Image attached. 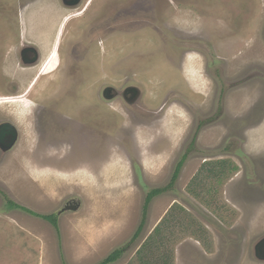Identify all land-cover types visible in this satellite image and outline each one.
I'll return each mask as SVG.
<instances>
[{"label": "rangeland", "instance_id": "rangeland-1", "mask_svg": "<svg viewBox=\"0 0 264 264\" xmlns=\"http://www.w3.org/2000/svg\"><path fill=\"white\" fill-rule=\"evenodd\" d=\"M21 96L0 104L20 133L0 151V264H264V0H0V99Z\"/></svg>", "mask_w": 264, "mask_h": 264}, {"label": "water", "instance_id": "water-1", "mask_svg": "<svg viewBox=\"0 0 264 264\" xmlns=\"http://www.w3.org/2000/svg\"><path fill=\"white\" fill-rule=\"evenodd\" d=\"M63 2L66 6L76 7L79 4H81L82 0H63ZM25 51H31L35 54V57L32 60L24 59L23 61L25 64H34L38 61L39 52L35 48L30 47V48H27ZM112 90L113 89L110 87L105 89L104 97L106 99L111 100L113 98V95L111 93ZM125 93H131L132 99H135L137 96H139V90L136 87H129L125 91ZM2 127L3 128H0V147L4 151H9L14 147L15 143L17 142L19 134H18L17 130L14 127H12L11 125H3ZM5 129H11V130L8 131ZM6 134H9L7 140H6V138H7ZM4 135H5V140L3 138ZM255 256L258 260L264 261V238L256 245Z\"/></svg>", "mask_w": 264, "mask_h": 264}, {"label": "trees", "instance_id": "trees-1", "mask_svg": "<svg viewBox=\"0 0 264 264\" xmlns=\"http://www.w3.org/2000/svg\"><path fill=\"white\" fill-rule=\"evenodd\" d=\"M186 158L187 157H185L183 159V161L178 165V168H176V171L174 173L173 179H172V181H171V183L169 185L170 187H172L175 184L176 180H178V178L180 176L181 168H182V166H183L184 161L186 160ZM167 191H168V189L166 187V188H160V189L153 190V191H151L148 194V196L146 197V200H145V204L143 206V217H142L143 226H141L139 228V230L137 231V233H136L133 241H135L140 236V234H141V231H142V229L144 227V224L146 222V219H147V216H148V212H149V208H150V205H151L152 201L157 196H160V195L164 194ZM10 206L12 208H16V209L17 208L18 209H23V208H20L18 205L14 204V203L13 204L10 203ZM36 216H38V217L42 218L43 220L49 222L50 224L54 225L55 227L58 226V218L59 217H58L57 214H53L51 216H39V215L36 214ZM124 252H125V249H119V250L115 251L111 256H109L105 261H103L100 264H113V263H117L118 261L121 260Z\"/></svg>", "mask_w": 264, "mask_h": 264}, {"label": "flooded vegetation", "instance_id": "flooded-vegetation-1", "mask_svg": "<svg viewBox=\"0 0 264 264\" xmlns=\"http://www.w3.org/2000/svg\"><path fill=\"white\" fill-rule=\"evenodd\" d=\"M65 5V4H64ZM60 30H61V27H60ZM54 47V46H53ZM28 48H30V47H28ZM34 48V47H33ZM27 49V48H26ZM25 48L24 49H22V51H21V59H22V61L24 60V59H26V60H32L34 57H35V54L33 53V52H31V51H25L26 50ZM58 49H59V46H58ZM37 50V49H36ZM38 51V50H37ZM39 52V51H38ZM57 53H58V51H57ZM40 53H39V58H38V62L40 61ZM24 62V61H23ZM59 66H60V62H59ZM59 66H58V68H59ZM58 70V69H57ZM38 77V76H37ZM15 89V88H14ZM127 90V89H126ZM125 90V91H126ZM125 91H124V93H123V95H122V97L124 98V99H126V100H129V98L131 99V97H132V95H131V93H125ZM104 92H105V90L103 91V93H102V95H104ZM13 93V92H12ZM112 93V92H111ZM118 94V93H117ZM119 95V94H118ZM35 97H36V99H39L37 96H36V94L34 95ZM2 97H4V96H2ZM6 97V96H5ZM129 97V98H128ZM128 98V99H127ZM6 98H1V100H5ZM128 103H130V101L128 102ZM39 105H42L44 108H47V110H49V108H48V106L45 104V103H42V104H40V101L39 100H34L33 99V105H32V107H31V109H30V111H29V113L27 114V117L26 118H28V117H32V116H34V115H41V116H44V113H43V111H44V108H43V110H41L40 112L38 111V107H39ZM1 110V112H0V128H3L2 126L3 125H11L12 127H14L16 130H17V132H18V134L20 135V133H19V128H18V126H16L15 124H14V121H15V117L11 114V113H9V112H7L6 110L4 111V110H2V109H0ZM48 112V111H47ZM17 120V119H16ZM5 130H8V131H10L11 129H5ZM7 135V138H6V140L8 139V136H9V134H6ZM19 135H18V138H19ZM4 140H5V135H4ZM18 141V140H17ZM17 144V142L15 143V145ZM14 145V146H15ZM13 149V148H12ZM11 149V150H12ZM0 151L2 152V153H8V152H10V150L9 151H4L1 147H0ZM1 157V156H0ZM4 157V156H3ZM29 214H31V213H29ZM32 215V214H31Z\"/></svg>", "mask_w": 264, "mask_h": 264}, {"label": "bare ground", "instance_id": "bare-ground-1", "mask_svg": "<svg viewBox=\"0 0 264 264\" xmlns=\"http://www.w3.org/2000/svg\"><path fill=\"white\" fill-rule=\"evenodd\" d=\"M70 18H71V16L70 17H67L65 20H63V23L61 25V30H60L61 32L59 31L60 32V36L62 34V31L64 29L65 24L70 20ZM58 45H59V38L56 40V42L54 44V47H53V50H51L50 55L48 56V59L46 58L47 61H45V63H44V68H41L42 71L40 73L42 75H44V74L46 75V74H48L50 72H53V71H55L57 69V67H58L57 66L58 65V57H59L58 56L59 53H57V51H58ZM35 82L36 81L33 82V84L31 85V88H33V85H35ZM24 98H25L24 96L23 97L21 96L20 101L18 99H16V98H14V99L13 98H11V99L6 98L5 100H1L0 99V104L13 102V103H16V105H17V103H20V107H22V103L25 100ZM28 106L29 105L23 103V107H28Z\"/></svg>", "mask_w": 264, "mask_h": 264}, {"label": "clouds", "instance_id": "clouds-1", "mask_svg": "<svg viewBox=\"0 0 264 264\" xmlns=\"http://www.w3.org/2000/svg\"><path fill=\"white\" fill-rule=\"evenodd\" d=\"M72 201V202H71ZM71 201H69L68 203H67V205H70V206H73L74 207V209H77L79 206H81V203L80 202H77V201H75V200H71ZM9 204L10 203H12L13 204V202H11V201H7ZM77 202V205L78 206H75L74 204ZM14 204H16V203H14ZM17 205V204H16ZM19 206V205H18ZM20 207V206H19ZM20 208H22V207H20ZM13 209H16V208H13ZM18 209V208H17ZM20 210H22V211H24V212H26V213H31L33 216H36V214L37 215H39V216H47V215H44V214H39V213H36V212H33V211H30V210H28V209H25V208H23V209H20ZM102 211H104V210H102ZM55 214V213H54ZM53 215V214H52ZM48 216H51V215H48ZM36 217H38V216H36ZM58 217H59V215H58ZM52 225V224H51Z\"/></svg>", "mask_w": 264, "mask_h": 264}, {"label": "crops", "instance_id": "crops-1", "mask_svg": "<svg viewBox=\"0 0 264 264\" xmlns=\"http://www.w3.org/2000/svg\"><path fill=\"white\" fill-rule=\"evenodd\" d=\"M180 179V178H179Z\"/></svg>", "mask_w": 264, "mask_h": 264}]
</instances>
